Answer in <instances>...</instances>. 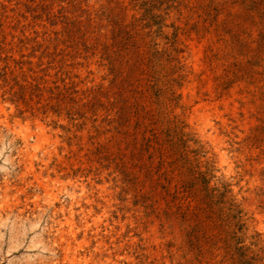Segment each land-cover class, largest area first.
I'll use <instances>...</instances> for the list:
<instances>
[{
	"label": "rangeland",
	"instance_id": "rangeland-1",
	"mask_svg": "<svg viewBox=\"0 0 264 264\" xmlns=\"http://www.w3.org/2000/svg\"><path fill=\"white\" fill-rule=\"evenodd\" d=\"M0 264H264V0H0Z\"/></svg>",
	"mask_w": 264,
	"mask_h": 264
}]
</instances>
